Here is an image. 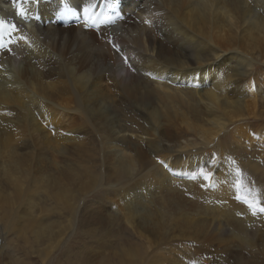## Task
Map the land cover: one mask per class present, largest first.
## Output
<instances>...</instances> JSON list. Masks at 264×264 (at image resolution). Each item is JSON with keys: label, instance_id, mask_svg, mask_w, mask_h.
I'll use <instances>...</instances> for the list:
<instances>
[{"label": "bare ground", "instance_id": "1", "mask_svg": "<svg viewBox=\"0 0 264 264\" xmlns=\"http://www.w3.org/2000/svg\"><path fill=\"white\" fill-rule=\"evenodd\" d=\"M137 1L117 22L135 71L94 31L55 24L61 0L29 15L34 49L20 42L0 53V112L17 114L0 113V240L19 233L27 250L18 252L44 264H56L62 246L67 264L90 263L71 249L95 238L110 252L96 264H183L185 246L171 244L196 234V252H209L210 239L226 244L215 248L228 258L215 264H264V217L242 208L235 185L237 167L259 182L264 167L238 153L242 140L229 130L238 124L249 146L264 145V73L246 69L264 65V0ZM190 136L201 142L181 141ZM202 169L217 178L213 191ZM254 186L262 198L264 184ZM75 230L81 240L70 245ZM164 244L173 254L157 255ZM247 246L260 249L251 260Z\"/></svg>", "mask_w": 264, "mask_h": 264}, {"label": "rangeland", "instance_id": "2", "mask_svg": "<svg viewBox=\"0 0 264 264\" xmlns=\"http://www.w3.org/2000/svg\"><path fill=\"white\" fill-rule=\"evenodd\" d=\"M251 2V4H253V0H251L250 1ZM262 11V10H261ZM229 57H232V55H229V56H227V57H224V58H226V59H228ZM258 60H260V59H258ZM254 63V62H253ZM252 65V66H251ZM251 65H248V66H246V69L249 71V72H252L253 74L255 73V74H258V75H260V74H263L264 73V65H260V64H258V65H256V64H251ZM256 65V66H255ZM254 66L256 67V68H254ZM253 67V68H252ZM252 68V69H251ZM250 69V70H249ZM252 76H255V75H252ZM259 91L264 95V91L262 90V89H259ZM73 125H72V127L73 128H75V127H78L77 126V124H74V123H72ZM75 125V126H74ZM236 125H238V124H235V125H232L230 128H229V130L230 131H232V133L233 132H235L234 133V135L236 136V138H237V140L238 141H240V140H242V143H240V145H242L244 148L243 149H241L240 151H238V153L239 154H241V151H242V154L246 157V158H249L250 160L251 159H253V157H255V160L254 161H257V163H259L262 167H264V145H262V148L261 147H259V146H257V145H255V143L252 145V146H249V144L246 142V139L245 138H243V139H241L240 138V136L236 133V129L234 128ZM262 126H264V125H262ZM262 126H260V125H257V126H255L253 129H258L259 127H262ZM62 126H59V129L57 130L58 132H61V134H62ZM65 130V129H64ZM66 131V130H65ZM64 131V133L63 134H65V136H67L68 134H66V132ZM61 134H58V136H60ZM251 135H253V134H248V135H245V137H249V136H251ZM79 136H77V135H75L74 136V138H78ZM87 137V136H86ZM184 137V136H183ZM186 137H187V135H186ZM224 137V136H223ZM196 139H198V140H196ZM186 140H189V141H193L194 143H200L201 142V139H199L198 137H194V136H190V137H188V138H182L181 139V141H186ZM225 144H227V145H229V146H232V147H236L237 145H236V143H235V141L232 139L231 140V138H228L227 140H226V142H225ZM99 148V146L97 145V147L94 149V151H93V153H95L98 157L100 156V154H102L103 152L102 151H100V149H98ZM148 149H149V147H148ZM130 152V151H129ZM131 154H132V151H131ZM133 155H135V154H133ZM254 155V156H253ZM238 156L236 155V158H237ZM253 161V162H254ZM97 164H94V166H96ZM91 166H93V164H91ZM167 170L166 171H174L173 170V168H169V167H167V166H164ZM96 168H98L99 169V167H96ZM237 169H239L240 170V172H241V175L240 176H238L237 175V178H238V181L239 182H241V187H237V184H236V182H235V185H236V190H240L241 192H246V193H248V191H249V189H251L252 191H258L259 192V188L257 187V186H254V183H258L259 184V186L260 185H262V184H264V182H259L258 181V178H254V177H246V176H249L248 174V172L247 171H245V167L244 166H240V167H237ZM202 170H204L205 172H210V170H208V169H202ZM187 171H188V169H187ZM201 175H200V173H199V178H201L200 177ZM192 177H194V176H187V181H189V186H191V187H196V181L192 178ZM196 177V176H195ZM216 177H221V176H219V175H217ZM246 178H247V180H246ZM253 179V181H252V179ZM201 179H203V176H202V178ZM217 179V178H216ZM215 179V180H216ZM251 179V180H250ZM211 180H212V178L210 177V179H209V183L208 184H206V187L207 188H209V190H211V191H213L212 189H213V187H214V185L216 184V182H217V180H216V182H215V180H214V184H212V182H211ZM237 181V182H238ZM188 183V182H187ZM231 186H229L228 187V189L230 188ZM212 188V189H211ZM147 190V189H146ZM246 190V191H245ZM239 191V193L237 192V191H235V194L237 195V193L238 194H240V198H241V192ZM138 192L140 193L141 192V189H138ZM143 192V191H142ZM237 192V193H236ZM144 193V192H143ZM145 195H146V193H144ZM263 197L261 198V195H260V199L262 200V201H264V194L262 195ZM243 197H245V195L243 194ZM42 200V199H41ZM46 200V199H45ZM48 200H50V199H48ZM94 200V199H93ZM51 201V200H50ZM240 202V201H239ZM39 203V202H38ZM44 203H45V201H44ZM241 203V202H240ZM47 207H49V208H51V206L50 205H47V204H45ZM154 206H156V207H159L158 205H155L154 204ZM244 207H246V205H244L243 203H242V208H244ZM149 208H150V206H149ZM56 210V209H55ZM189 210H191V211H193L192 209H189ZM111 214H114V215H116L115 213H113V212H111V211H109ZM166 215H169V213H165ZM259 216H262V217H264V215H259ZM2 225H0V237L2 236V233H3V231H2ZM77 232V230H75V232H73L72 233V235H71V237H73L74 239L73 240H75L74 242H76L77 240H79V242H80V240H81V237H76V236H80L79 235V233H76ZM239 234V233H238ZM240 235H242V234H240ZM19 233H9V232H6V238H5V240H0V248L2 247V245L4 244L5 246L4 247H2V249H1V253H0V264H11V263H13L14 261L13 260H20V262H22V263H25V264H44L43 263V261H42V259L37 255V254H35V253H31V254H27L28 255V257H26V255H22L21 253H19L18 251H20V250H22L23 252H25L24 250H27V249H25L24 247H20V250H18V248H17V243L19 242L18 240H19ZM70 237V238H71ZM70 238H69V241H70ZM76 238V239H75ZM95 240H96V238H95ZM95 240H93V239H86V245L88 246H84L83 244L82 245H80V244H78L79 242L77 241V243H74V244H70V245H75V244H78V246H76V247H73V246H69V241H68V243H66V248H64V249H68V248H72L73 247V249H71L77 256H78V253L79 252H81L82 254L80 255L81 257H84V256H86L87 254H89V258H90V263H88V262H85L84 260H82L81 262H80V264H96L97 262H95V261H98V260H103V258L104 257H107V256H109V255H107L108 253H110V252H108L107 254H106V252H104V251H102V250H98L99 248H97V245H96V243H95ZM211 241H214L211 245H212V247L210 248V251L209 252H200L201 250H200V245H201V239H198V235H194L191 239H186V240H183V239H176V240H174L173 242H172V244H171V248L172 249H177L178 248V246L179 245H184L185 246V248H186V253L183 255V259H182V262H183V264H192V262H193V260L194 259H199L200 261H202L203 262V264H215L214 262H216L217 260H220V259H222L223 257H225V258H228V253H222V252H218V251H220V250H218V249H216L215 247H220V248H224L225 247V243H223V244H220V243H218L217 241H215L216 239H210ZM10 241H11V243H16V248H14L13 246H9V244H10ZM90 242H92V243H90ZM94 243V244H93ZM259 244H260V246L262 247L263 245H264V241H259L258 242ZM21 244V243H20ZM90 246V247H89ZM164 246V250H162V249H157L156 250V253H157V255H160V254H164V255H166V256H168V255H170V254H173V253H171V248L166 244H164L163 245ZM63 247V246H62ZM62 247H60V251H57V253L54 255V259H53V261L52 262H56V264L58 263L57 261L60 259L61 260V262H59V263H61V264H63V263H65V264H67L64 260H62V255L61 254H64L63 253V250H62ZM96 248V249H95ZM197 248H199V252H196V249ZM206 248V247H205ZM8 249H10V250H8ZM16 249H17V251H16ZM93 249V250H92ZM259 247H250V246H247V248H245L244 250H243V253H244V255H249V260H251L252 258H250L251 257V255H255L257 252H259ZM96 251V252H95ZM61 252V253H60ZM99 252V253H98ZM103 252H104V254H103ZM58 253H59V255H58ZM101 253V254H100ZM155 253V254H156ZM9 255V258L7 259V257H5V255ZM95 255V256H94ZM101 255V256H100ZM94 256V257H93ZM177 256H178V254H177ZM27 258V259H26ZM74 258V257H73ZM96 258V259H95ZM179 259H180V257H178ZM240 259V257H236L235 259H229L230 261H234L236 264H239V261L241 260H239ZM239 260V261H238ZM64 261V262H63ZM83 262V263H82ZM48 263V262H47ZM113 263V262H112ZM111 263V264H112ZM246 263V261H242L240 264H245ZM78 264V263H77ZM200 264V263H199Z\"/></svg>", "mask_w": 264, "mask_h": 264}, {"label": "snow or ice", "instance_id": "3", "mask_svg": "<svg viewBox=\"0 0 264 264\" xmlns=\"http://www.w3.org/2000/svg\"><path fill=\"white\" fill-rule=\"evenodd\" d=\"M19 14L21 16L25 14L22 8L20 9ZM68 14L73 16L76 15V13L72 10H70ZM84 16L87 18V20H94L91 5L84 9ZM145 23L150 22L145 21ZM20 31L21 29L17 26V24L0 20V53H12L13 46L18 45L20 42L28 43L27 38L25 36L19 35ZM108 43L111 44L112 48L116 53H121V49L119 46H117L111 40H109ZM123 59L125 63H128L127 56H124ZM129 67H131V65H129ZM132 70L135 71L134 68ZM160 164L163 165L164 162L160 161ZM200 175L203 176V179L205 181H207L210 179L212 174L201 170ZM237 175H241L239 169H237ZM192 178L195 179V177ZM241 186V182L238 181L237 187L239 188ZM239 199L242 200L243 204L246 205V207L251 211L253 216H256L258 214H264V201L260 199V193L258 191H252L251 189H249L248 195Z\"/></svg>", "mask_w": 264, "mask_h": 264}]
</instances>
